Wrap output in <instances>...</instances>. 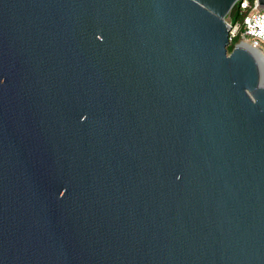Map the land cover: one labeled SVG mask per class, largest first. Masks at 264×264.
Returning <instances> with one entry per match:
<instances>
[{
  "label": "water",
  "instance_id": "1",
  "mask_svg": "<svg viewBox=\"0 0 264 264\" xmlns=\"http://www.w3.org/2000/svg\"><path fill=\"white\" fill-rule=\"evenodd\" d=\"M239 1L0 0V264H264Z\"/></svg>",
  "mask_w": 264,
  "mask_h": 264
},
{
  "label": "built area",
  "instance_id": "2",
  "mask_svg": "<svg viewBox=\"0 0 264 264\" xmlns=\"http://www.w3.org/2000/svg\"><path fill=\"white\" fill-rule=\"evenodd\" d=\"M239 10L245 13L241 22L229 21V42L248 49L264 62V11L255 0H241Z\"/></svg>",
  "mask_w": 264,
  "mask_h": 264
},
{
  "label": "trees",
  "instance_id": "3",
  "mask_svg": "<svg viewBox=\"0 0 264 264\" xmlns=\"http://www.w3.org/2000/svg\"><path fill=\"white\" fill-rule=\"evenodd\" d=\"M240 2V1H239ZM239 2L235 5V7L231 10L230 14H229V21H231L232 23L238 21L241 22L245 13H241L239 10ZM237 43V39H235L234 41H232V43H230V45L227 48L228 52H231V50L233 49V47L235 46V44Z\"/></svg>",
  "mask_w": 264,
  "mask_h": 264
},
{
  "label": "rangeland",
  "instance_id": "4",
  "mask_svg": "<svg viewBox=\"0 0 264 264\" xmlns=\"http://www.w3.org/2000/svg\"><path fill=\"white\" fill-rule=\"evenodd\" d=\"M226 21L229 22V17L228 16L226 17Z\"/></svg>",
  "mask_w": 264,
  "mask_h": 264
}]
</instances>
